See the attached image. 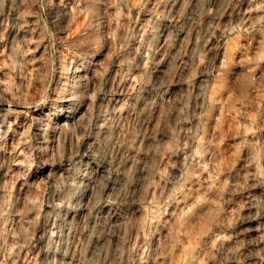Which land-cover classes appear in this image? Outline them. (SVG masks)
I'll use <instances>...</instances> for the list:
<instances>
[{"label":"clouds","instance_id":"9594fccd","mask_svg":"<svg viewBox=\"0 0 264 264\" xmlns=\"http://www.w3.org/2000/svg\"><path fill=\"white\" fill-rule=\"evenodd\" d=\"M0 264H264V0H0Z\"/></svg>","mask_w":264,"mask_h":264}]
</instances>
